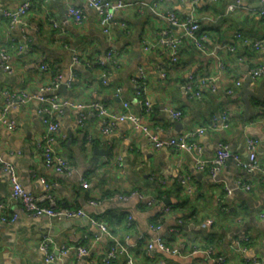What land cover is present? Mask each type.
Segmentation results:
<instances>
[{
    "label": "crops",
    "instance_id": "crops-1",
    "mask_svg": "<svg viewBox=\"0 0 264 264\" xmlns=\"http://www.w3.org/2000/svg\"><path fill=\"white\" fill-rule=\"evenodd\" d=\"M20 1L0 0V8ZM123 1L127 5L116 13L111 36L102 33L95 12L82 0L35 2L23 23L15 27L0 16V46L11 54V71L0 68V108L6 93L31 96L9 110L16 129L0 125V162L15 166L26 191L36 195L50 192L58 207L81 208L87 213L71 218L28 215L10 198L8 176L0 171V201L7 203L8 217L16 216L13 221L0 219V264H103L112 240L91 218L104 220L111 234L127 244L128 253L110 264H127L128 256L137 264H247L252 258L264 264V174L246 170L233 157L215 177L195 169V159L214 156L218 142L228 144L233 154L246 160V139L254 138L258 141L257 161L264 170V122L257 119L264 113V97L263 102H252L255 115L245 120L244 104L240 97L235 98L240 87L234 85L237 79L244 80L252 67L264 63V46H252L255 39L264 37V18L257 14L259 0H240L231 12L226 8L235 0H200L193 10L191 0ZM69 4L84 9L82 24L67 15ZM168 12L179 17L193 13L204 37L203 49L184 40L179 61L164 79L156 66L166 64V55L161 50H145L143 42L155 41L160 30L169 26ZM172 29L180 33L178 28ZM236 33L240 36L235 37ZM24 41L27 48L18 52ZM223 43L235 45V51L219 49ZM109 49H114L120 60L116 70L103 69L93 61ZM74 54H79L80 63L72 61ZM84 60H92V65ZM42 64L47 67L43 69ZM139 67L147 75L145 91L153 106L151 114L141 119L149 130L155 128L161 137L169 138L214 117L220 119L215 130L192 138L195 147L191 152L156 149L129 121L118 122L108 134L101 133V120L87 105L99 101L119 113L122 102L127 101L129 110L139 113L131 81ZM56 72L65 79L72 76V85L65 92L47 89ZM190 74L214 78L215 91L206 90L200 98L185 94L183 81ZM262 80L252 81L251 86L256 88ZM230 88L233 94L227 93ZM53 94L58 100L86 106H67L55 116L59 132L53 147L72 165L69 173L45 168L41 159L39 145L45 126L38 98ZM165 108L181 110L182 115L173 118ZM222 116L225 128L220 127ZM174 120L181 124L178 129ZM94 145L108 149L109 154L96 162ZM186 174L194 177L193 194L178 182V177ZM238 181L249 184L250 189H236ZM226 188L232 192L228 194ZM132 192L136 194L126 199L117 196ZM91 200L97 204L90 205ZM165 206L170 210L163 211ZM206 218H211L213 225L198 226ZM44 236L52 239L54 248L81 245L88 253L78 256L71 251L47 261L38 247ZM157 237L169 251L147 248ZM235 242L245 251H233ZM220 256L222 262L217 261Z\"/></svg>",
    "mask_w": 264,
    "mask_h": 264
},
{
    "label": "built area",
    "instance_id": "built-area-1",
    "mask_svg": "<svg viewBox=\"0 0 264 264\" xmlns=\"http://www.w3.org/2000/svg\"><path fill=\"white\" fill-rule=\"evenodd\" d=\"M41 1L47 2L48 0H21L15 6H7L0 8V16L6 18L11 27H15L23 23L24 16L30 10L34 2ZM87 7L91 8L99 20V25L103 34L107 36H111L112 27L115 22V15L117 12L121 11L126 7L127 2L123 0H82ZM161 1V0H158ZM200 0H191L190 6L192 10L198 5ZM240 0H235V3L228 4L226 11H233L237 5H239ZM67 15L70 16L73 21L80 25L84 22L86 18V14L84 9L79 6H75L73 4H69L67 6ZM257 14L260 17L264 18V0H259V7L257 9ZM166 19L169 23V26L164 27L160 30L159 35L155 41H144L143 46L147 51L151 50H161L165 55L167 62L165 65L156 66L158 73L162 78L167 77V70L174 65L181 53V46L184 43V40H189L192 44L197 46L200 49H203L202 39L204 34L201 31V26L198 20L193 16V13H190L189 16L179 17L174 12H168L166 14ZM55 24V22H54ZM124 28H126L125 24H122ZM172 28H178L180 33H176ZM235 37H239L240 34L236 33ZM28 46V42L24 41L20 46H18V52H22ZM253 48H260L264 46V37H260L255 39L252 42ZM219 49L224 51H235L234 45L230 43H223L218 46ZM116 51L114 49H109L103 56L96 57L93 61L94 63L100 66H106L107 70H116L120 67L121 63L119 58L115 55ZM10 57L6 48L0 46V68L6 71H11L10 65ZM72 61L76 64L81 62V57L79 54H74L72 56ZM85 64L92 65V60H84ZM90 63V64H89ZM220 65H222L220 63ZM41 67L45 69L46 64H42ZM248 76H250L252 81H256L258 79L264 78V63H260L254 67H252ZM147 75L143 68L139 67L137 73L132 76L131 81L134 85L133 95L136 97V100L139 104L140 112L135 113L129 110V104L127 101L122 102L123 110L119 113L111 112L107 105L103 102L94 101L87 105V107L91 108L95 111L98 118L101 120V133L108 134L110 133L116 126L118 122L129 121L135 125V127L140 128L143 132V135L149 142H151L156 149L162 148H174L178 151H187L191 152L195 147L192 138L196 135L204 134L209 130H215L218 127V122L220 119L213 118L207 124H203L195 127L192 130H189L185 133L178 134L173 137L164 138L159 134V130L153 129L149 130L145 125L142 124L141 119L143 115H149L153 111L152 102L147 97L145 91V83H146ZM65 83L66 87H70L72 85V76L65 79L60 72H56L51 86L47 87L48 90L52 92L58 89L59 85ZM243 83V78L237 79L234 83L235 87H241ZM183 89L184 93L194 97L200 98L203 96V91L209 89L210 91H215L214 78L209 76H195L193 74L188 75L187 78L183 81ZM117 92L120 91V88L116 89ZM228 94H233L234 90L232 88L227 90ZM6 101L4 105L0 108V125L5 126L9 130H14L17 127V123L15 120L11 119L8 114L9 110L16 103L22 104L27 102L31 98L24 94L23 96H15L9 93H6ZM41 102L39 107V112L43 114V124L45 126V132L42 135V141L39 145L42 163L45 168L53 169L59 173H69L72 170V165L69 161L57 153V151L53 147V143L59 132V123L56 120L55 116L58 113H61L63 109L67 106H74L83 109V105L74 104L72 101L68 99L58 100L55 94L49 97H39ZM173 118H180L182 115L181 110L165 108ZM83 114L79 119V122H82ZM259 121L264 122V113L257 118ZM252 122V121H251ZM227 126L225 121V116H222V120L220 123V127L225 128ZM258 141L254 138L246 139V148L248 151V156L246 160H243L238 154H233L228 144L224 142H218V149L215 152L214 156L209 159H195V169L197 171H207L210 176L215 177L219 172L220 168L223 166L225 161L233 157L237 160V162L248 171H261L264 174L263 168L259 165L257 161V150ZM0 171L7 174L10 185H11V199L16 200L21 204V208L24 213L31 216H47V217H77V216H87V213L79 208V209H70V208H60L57 206L56 199L54 195L50 192H45L43 194L36 195L34 193L26 191L17 175L16 168L13 164L2 161L0 162ZM155 179V177H154ZM158 179V178H156ZM43 181V180H42ZM159 182H162L158 179ZM84 182V180H82ZM178 182L182 185L186 186V190L189 194H193L194 188V177L190 175H180L178 177ZM47 188V186H46ZM236 189L249 190L250 185L244 183L243 181H238L235 185ZM49 190V187L47 188ZM226 192L230 194L232 192V188H226ZM136 194V192H132L130 194L117 195L118 198L126 199L131 195ZM90 205H96L97 202L91 200L89 202ZM7 203L5 201H0V219L5 221H13L16 216L8 217L5 213ZM170 207L165 206L163 211H169ZM261 216L264 218V210L261 213ZM91 221L96 225L99 231L102 234L107 235L112 243L103 256V264H110L112 259L118 257L120 254H127V244L121 242L118 238H116L113 234H111L107 223L104 220H95L91 218ZM213 225V220L211 218H206L202 222L198 224V226L206 228L211 227ZM53 243L52 239L48 236H44L39 242V250L44 254L45 259L47 261L53 260L56 256L65 255L68 252L74 251V253L78 256L87 255L88 249L84 246H63L62 248H54L51 246ZM153 247L158 248L160 250L169 251L167 245L163 242V240L159 237L154 240L148 242L147 248L152 249ZM231 249L237 252H244L245 248L239 242H235L231 245ZM218 262L223 261V257L220 256L217 260ZM247 264H258V261L255 258L247 259ZM127 264H137L133 258L128 256Z\"/></svg>",
    "mask_w": 264,
    "mask_h": 264
},
{
    "label": "water",
    "instance_id": "water-1",
    "mask_svg": "<svg viewBox=\"0 0 264 264\" xmlns=\"http://www.w3.org/2000/svg\"><path fill=\"white\" fill-rule=\"evenodd\" d=\"M252 80L250 76H246L243 80V83L238 90V92L235 94V98H241L243 104H244V119L248 120L251 117L255 115V109L252 107L253 101H263L264 97V80L260 82V84L255 88L251 86ZM58 89L65 92L66 91V84L62 83L59 85ZM174 125L177 127H180L181 124L178 121H173ZM180 131V130H179ZM178 131V132H179ZM94 154L97 155L95 158L96 162L100 161V156H105L109 154L108 149H100L96 145L93 147ZM196 176H201L200 172H195Z\"/></svg>",
    "mask_w": 264,
    "mask_h": 264
},
{
    "label": "trees",
    "instance_id": "trees-1",
    "mask_svg": "<svg viewBox=\"0 0 264 264\" xmlns=\"http://www.w3.org/2000/svg\"><path fill=\"white\" fill-rule=\"evenodd\" d=\"M37 2H38V1H37ZM40 2H41V1H39V3H40ZM33 4H34V6H35V2H34ZM38 6H39V5H38ZM32 7H33V5H32ZM32 7H31V8H32ZM31 8H30V9H31ZM201 31H202V28H201ZM202 33H203V32H202ZM232 45H233V44H232ZM182 46H183V45H182ZM182 46H181V50H182ZM234 47H235V45H234ZM235 48H236V47H235ZM180 56H181V53H180ZM179 59H180V57H179ZM179 59H178V61H179ZM178 61H177V62H178ZM177 62H176V63H177ZM89 64H90V63H89ZM103 69H106V66H103ZM167 74H168V70H167ZM206 90H209V89H206ZM206 90L203 91V96H205V94H206ZM260 102H263V101H260Z\"/></svg>",
    "mask_w": 264,
    "mask_h": 264
}]
</instances>
